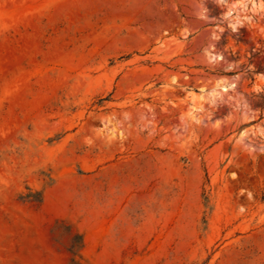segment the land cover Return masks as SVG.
Wrapping results in <instances>:
<instances>
[{"label":"rangeland","instance_id":"374dc122","mask_svg":"<svg viewBox=\"0 0 264 264\" xmlns=\"http://www.w3.org/2000/svg\"><path fill=\"white\" fill-rule=\"evenodd\" d=\"M67 227L264 264V0H0V264H71Z\"/></svg>","mask_w":264,"mask_h":264},{"label":"trees","instance_id":"16d2710c","mask_svg":"<svg viewBox=\"0 0 264 264\" xmlns=\"http://www.w3.org/2000/svg\"><path fill=\"white\" fill-rule=\"evenodd\" d=\"M40 202V198H34V201ZM66 234L73 235L71 244L69 247V251L73 254V257L71 259V264H84L82 262L83 258L80 253L82 247H83V236L79 233H74V230L72 227H67L65 230Z\"/></svg>","mask_w":264,"mask_h":264}]
</instances>
